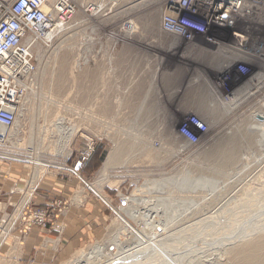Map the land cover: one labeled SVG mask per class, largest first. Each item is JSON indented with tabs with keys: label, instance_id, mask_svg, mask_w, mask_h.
Segmentation results:
<instances>
[{
	"label": "rangeland",
	"instance_id": "374dc122",
	"mask_svg": "<svg viewBox=\"0 0 264 264\" xmlns=\"http://www.w3.org/2000/svg\"><path fill=\"white\" fill-rule=\"evenodd\" d=\"M71 1L76 6L74 16L62 29L52 31V39L38 40L33 48L35 72L24 84V117L7 129L3 149L6 164L24 165L31 176L34 161L38 159L46 165L40 168V178L46 175L64 177L76 188L68 196H57L43 206L24 199L9 206L8 203L0 205V221H4L0 222L4 231L0 235L5 238V241L0 239V264H20L4 255L3 244L10 238L16 241L14 247L9 244L13 247L10 253H13L15 247L18 250L19 241L33 228L59 236L63 232L59 218L72 204L74 206L78 200L83 202L82 199L87 206L94 203L93 199L105 206L106 219L92 227L97 234L87 237L71 255L56 264L72 261L80 251L89 252L113 235L111 224L116 222V212L126 206L121 197H130L140 185L160 179L172 180L176 187L185 186V192L170 186L146 196L144 191L150 190L146 185L144 193L139 195L144 194V203L126 207L127 212H139L140 218L122 214L140 234L120 231L122 250L111 246L108 251L111 259L107 257L102 264H114L109 260L135 252V255L141 254L133 264H236V256L243 248L264 241V126L257 129L254 126L264 122V119H257L260 114L264 117V83L244 84L241 88V79L237 73L231 76L232 72L224 80L225 72L217 73L213 66H205L196 46L160 31L165 0H155L150 6L138 9L134 5L140 0H124L109 15L87 11L81 0ZM262 4L260 22L264 27ZM149 11L153 14L148 24ZM186 23L187 27L195 28ZM196 39L197 45H204ZM124 45L132 49L127 52L132 58L119 48ZM95 46L96 49L105 46L107 53L97 51V55L99 60L107 62L112 58L108 55L117 50L116 66L102 65L99 69L105 75L103 80L111 76L112 71L115 73L117 88L114 86L111 99L94 98V68L88 63L84 69V62L94 59ZM204 49L199 50L210 54L209 62L213 65L215 53ZM186 50H190L191 57L183 56ZM158 54L166 55L161 63ZM125 56L129 58L128 64L124 63ZM80 70L84 78L79 82ZM170 71H175L170 78L175 84L170 89L161 87L159 91L157 72L162 73V78ZM229 79L234 83H227ZM101 86L104 91L107 85L104 82ZM169 95L177 97L172 99ZM218 95L220 99L216 98ZM192 115L198 116L207 126L206 134L196 145L186 143L177 135V128ZM55 124L76 128L69 144V156L55 154L53 149L57 144L51 143L50 136L40 143L39 126ZM15 125L20 128L19 133ZM115 147L122 151L120 161L107 171L106 180L101 183L98 174ZM33 149L39 151L38 155ZM78 162L81 166L76 170ZM191 190H195L194 193ZM25 194L29 196L31 192ZM148 199L150 201L146 202ZM156 205L160 210H156L158 218L154 220L170 230L166 229L163 237L152 239L154 236H145L147 227L141 213ZM31 210L43 213L44 221L37 219L35 225L28 228L26 221ZM127 237L134 240L130 242ZM162 238L160 250L152 249L143 256L149 240L156 242ZM83 261L79 264L88 263ZM261 261L264 260L260 259L257 264Z\"/></svg>",
	"mask_w": 264,
	"mask_h": 264
},
{
	"label": "built area",
	"instance_id": "2783aa9c",
	"mask_svg": "<svg viewBox=\"0 0 264 264\" xmlns=\"http://www.w3.org/2000/svg\"><path fill=\"white\" fill-rule=\"evenodd\" d=\"M81 1L85 3L87 11L109 15L124 0ZM262 2L263 0H165L159 29L186 43H192L200 50L205 48L211 54L229 56L232 62L224 71V80L232 72L231 76L237 73L241 79V88H244V83H264V69L260 70L256 66L264 68V27L256 7ZM75 13L76 6L71 0H0L2 131L13 126L17 106L24 95L25 81L35 72L33 48L36 42L43 40L50 31L62 29ZM186 22L195 25V28L187 27ZM196 38L204 45H197ZM253 50L257 53H252ZM254 58L257 60H253ZM2 131L0 161H6L3 149L6 138ZM206 132L205 123L193 115L188 116L177 128V135L190 145L198 144ZM80 166L81 163L78 162L75 169ZM37 219L44 221V214L31 210L26 221L27 227L35 225ZM0 222L4 223L3 220Z\"/></svg>",
	"mask_w": 264,
	"mask_h": 264
},
{
	"label": "crops",
	"instance_id": "0c3cea01",
	"mask_svg": "<svg viewBox=\"0 0 264 264\" xmlns=\"http://www.w3.org/2000/svg\"><path fill=\"white\" fill-rule=\"evenodd\" d=\"M104 47H101L100 49H96V46L93 47L92 52L94 53V59L93 61H89L87 63L84 62V69L88 67V63L90 64L91 68H94V77L92 79V83L94 84V98L111 99L114 97V86L116 87L117 83L115 73L112 71L111 76L108 75V78L103 80L102 78L105 75L102 74L99 69H101L102 65L109 68H112L113 64L116 66L117 59L115 58L117 57V50L114 49V53H112V55H108L109 58L110 56L112 57L108 59V62L107 60L102 61L101 59H98L99 56L97 55V51L107 53L106 51L108 50H105ZM119 48H121V51L126 52V54L128 51H132V49L127 45L120 46ZM188 51L190 53V50ZM148 52L150 51L148 50L147 53ZM198 54L203 57L202 62L205 64V66H212L211 62H209V53L201 52L198 49ZM128 57L132 58V56ZM128 57H126L124 63H129ZM158 57L159 63H161L162 57L165 58L166 55L161 56L158 54ZM189 57H191V54H189ZM106 64H109V66ZM174 72L175 71H170L168 73L165 72L162 78V73L157 72L158 79L160 80L158 83L159 87L157 88L159 91L161 90V87L163 89H170L172 85L175 84L172 83L170 79ZM82 77V72L80 70L78 74L79 82L84 78ZM104 82L107 86L105 87L104 91H102L103 88L101 84ZM169 97L174 99L177 96L169 95ZM27 170L28 169L24 165L13 166L6 164V161H0L1 206H5L6 203H8L9 206L11 203H15L17 200L25 199V193L27 192H31L28 200H32L34 203L43 206L53 202L54 198L57 196L61 198L68 196L72 190L76 188L75 185H72L70 180H66L64 177H54L53 175H46L45 177L37 180L35 184H31V176ZM10 191L14 193L9 194ZM82 194L85 196V192ZM82 201L83 202H80V200H78L77 204L75 203L74 206L72 204V207L67 209L64 216L59 218L61 225L60 228H63V232L59 234V236H56L54 233H50V231L33 228L24 239L19 241V248L17 251L15 247V251L10 253L11 249L14 247L13 244L16 242L11 240V238L7 241V243H5V245L3 244V249L5 250L4 255L12 260H16L20 264H56L58 261L67 258L69 255H71V251L78 248L80 244H82L87 239V237L89 238V236L97 234L94 233L96 231H94L92 227L97 224L100 225V223L104 222L106 219V208L104 209L105 206L95 201V199H93L94 203H92L90 206H87L83 199ZM0 232H3L1 228ZM1 236L2 235H0V239L5 241V238L3 239ZM12 241H14V243ZM9 244L13 247H9Z\"/></svg>",
	"mask_w": 264,
	"mask_h": 264
},
{
	"label": "bare ground",
	"instance_id": "6f19581e",
	"mask_svg": "<svg viewBox=\"0 0 264 264\" xmlns=\"http://www.w3.org/2000/svg\"><path fill=\"white\" fill-rule=\"evenodd\" d=\"M153 1H155V0H140V1H138V3H136L135 5H134V8L135 9H138V8H143V7H147V6H150L152 3H153ZM262 3H264V1L262 2ZM260 4V5H257L256 7L258 8V10H259V13H258V16L259 17H261V14H262V10H261V7H262V5L263 4ZM255 7V8H256ZM155 9V8H154ZM151 11V10H150ZM149 11V12H150ZM153 13L152 12H150L149 13V15H147L148 16V18H147V21H148V24L152 21V15ZM264 17V16H263ZM259 20H260V18H259ZM262 21L264 22V18L262 19ZM153 23V22H152ZM151 23V24H152ZM263 24V23H262ZM52 31H50L49 33H47L46 34V36L45 37H43L44 39H43V41H48V40H50V38L52 39ZM164 34H166V33H164ZM159 35V34H158ZM166 35H168V34H166ZM162 36V35H161ZM169 36H171V35H169ZM163 37V36H162ZM165 37V36H164ZM171 37H174V38H176L175 36H171ZM178 38V37H177ZM176 38V39H177ZM179 39V38H178ZM156 42V41H155ZM191 44V43H190ZM189 44V45H190ZM40 46V45H39ZM191 46V45H190ZM205 50V49H204ZM252 53H257L255 50H253L252 51ZM176 54V53H175ZM189 51L188 50H186L185 52H183V56L185 57V58H189ZM184 57H182V58H184ZM215 61L213 62V68H214V70H216L217 71V73L219 72V73H221V72H224V71H226L227 70V67L229 66V64H231V62H232V59H230V57L229 56H225V55H222L221 53H215ZM253 60H257L256 58H254ZM255 66V65H254ZM204 72V71H203ZM212 74V73H211ZM238 80V79H237ZM211 83V82H210ZM216 83V82H215ZM227 83H234V82H232V81H229V82H227ZM245 85H246V83H244ZM243 84V85H244ZM244 85V86H245ZM255 85H258V84H255ZM215 87V86H214ZM221 88V87H220ZM216 94V93H215ZM254 94V93H253ZM132 95V94H131ZM145 96V95H144ZM219 96V95H218ZM218 96H216V98H219L220 99V96L218 97ZM24 100L25 99H21L20 100V102H19V104H18V106H17V109H16V117H15V121L18 119H22L23 117H24V108H25V104H24ZM27 100V99H26ZM144 100V99H143ZM189 100V99H188ZM139 106V105H138ZM151 107H152V105H151ZM138 107H136V109H137ZM209 108V107H208ZM214 108V107H213ZM213 108H210V109H213ZM146 112V111H145ZM144 112V113H145ZM142 114V113H141ZM257 114V113H256ZM259 114V113H258ZM261 115V117H262V114H260ZM254 116H255V114L254 115H252V117H251V119H252V122H253V120H254ZM258 116V115H257ZM44 119V118H43ZM53 119V118H52ZM61 119V118H60ZM262 120L264 119V117L263 118H261ZM256 120V119H255ZM262 120H261V122H262ZM61 122L63 121V118L60 120ZM203 122V121H202ZM257 122V121H256ZM45 123V122H44ZM49 123V122H48ZM204 123V122H203ZM18 124V123H17ZM43 124V123H42ZM19 125V124H18ZM58 125V124H57ZM206 125V124H205ZM254 125V124H253ZM16 126V125H15ZM254 126H256L255 128L257 129V128H262V126H264V122H262V123H255V125ZM207 127V126H206ZM208 127H210L209 126V124H208ZM16 130V132L17 133H19V127L18 126H16V128H15ZM0 131H2V129H0ZM38 132H39V135L41 136V138H40V143L41 144H43V142L46 140L45 138L47 137V136H50V138H48V139H50L51 140V143H55V144H57V146H54V148L55 149H53V151H55L56 153L55 154H57V155H59L58 157H60V156H69V154L71 153L70 152V150H69V144L71 143L70 141L72 140V138H73V136H75V133H76V128H74V127H72V128H64V127H57L56 126V124L55 125H53V126H42V127H40L39 126V128H38ZM2 134L5 136V138L6 137H8V136H6L7 135V131H2ZM11 135V134H10ZM8 139V138H7ZM10 139V138H9ZM20 140H21V138H20ZM19 140V141H20ZM18 141V140H17ZM235 141V140H234ZM233 141V142H234ZM48 143H49V141H48ZM119 143V142H118ZM117 143V144H118ZM48 146V145H47ZM118 146V145H117ZM130 146V145H129ZM163 146V145H162ZM161 146V147H162ZM57 147V148H56ZM46 148V147H45ZM48 148V147H47ZM123 149H124V147H122ZM151 148V147H150ZM155 149V148H154ZM33 150H35L37 153V155H38V153H39V151H37V149H33ZM126 150V149H125ZM128 151V150H127ZM221 153H223V152H221ZM229 153V152H228ZM121 155H122V151H121V149L120 148H114V149H112L110 152H109V154L107 155V158L105 159V162L103 163V166H102V168H101V170H100V172H99V174H98V176H99V179H100V182H101V180H103V179H105L106 177V175H107V171L112 167V166H115L116 167V164L120 161V157H121ZM37 158V157H36ZM126 158H129V157H126ZM131 159V158H130ZM133 159V158H132ZM129 160V159H128ZM127 161V160H126ZM126 161H125V163H126ZM125 163L124 164H122L121 163V165H125ZM127 164H128V162H127ZM44 166H46V165H44V163L42 164V163H39V161H38V159H37V161H34V171L32 172L33 174L31 175V184H35L36 183V181L37 180H39V178H40V175L42 174L41 173V171H40V168H45ZM113 168V167H112ZM112 170V169H111ZM98 179V180H99ZM109 179V178H108ZM106 180V179H105ZM28 182V181H27ZM98 182V181H97ZM100 182H98V183H100ZM103 182H105L104 180H103ZM103 182H101V183H103ZM107 182V181H106ZM97 183V184H98ZM101 183H100V185H101ZM149 183V182H148ZM142 184V185H140V187L134 192V194H132L130 197H121V200H122V203H124V204H126V206H124V207H122L121 209H120V212H116V214H117V218H116V222H114V223H112L111 224V227L113 228V235L112 234H110V238L105 242V243H102V244H96L93 248H90V250H89V252H87V253H84V252H79L78 253V256L77 257H75L72 261H70V262H68V263H65V264H79V262L80 261H82V260H85V262H88L89 264H102L103 263V261L105 260V259H107V257H109L110 258V256H109V253H108V251H109V249L111 248V246H114V248L117 250V249H119V250H122V244L120 245V242H121V233H120V231H122V232H131V233H137L138 231L132 226V224L130 223V222H128V221H126V218L124 217V216H122V214L123 213H126V214H128L127 216L128 217H139L140 216V213L139 212H136V211H126L127 209H126V207H128L129 208V205H133V204H137V205H141L142 203H144L143 202V199H145V198H142V196L144 195H142L141 197L139 196L141 193H146V196H147V194H149V195H151V194H153V193H160L159 191H161V190H165V189H167V188H169L170 186H173L174 188H177L178 189V191H179V189H184L183 187H185V186H183V185H181V186H174L175 185V183L172 181V180H169V179H160V180H157V181H153L152 183H149V184ZM183 183V182H182ZM146 185H149V187H150V190L149 189H147V191H144L143 192V190H146ZM148 187V188H149ZM189 187H190V185H189ZM192 189V188H191ZM194 189V188H193ZM197 189V188H196ZM206 189V188H205ZM210 189V188H209ZM203 190V189H202ZM177 191V192H178ZM193 191V192H192ZM194 191L195 190H191L190 192H192V193H194ZM197 191V190H196ZM184 192H185V189H184ZM174 193V192H173ZM187 193V192H186ZM138 194V195H137ZM163 194V193H162ZM169 194V193H168ZM172 194V193H171ZM167 195V194H166ZM99 196H101V195H99ZM102 197V196H101ZM156 197V196H155ZM159 197V196H158ZM28 198H29V196H25V199H24V201L25 200H28ZM146 198H148V197H146ZM157 198V197H156ZM161 198H163L162 196H161ZM160 198V199H161ZM168 198V197H167ZM166 198V200H168ZM155 199V198H154ZM157 200L159 201V199L157 198ZM163 200V199H162ZM105 202H106V204L107 205H110L109 203L110 202H108V201H106V200H104ZM148 201H150V199H148V200H146V202H148ZM170 201V200H169ZM145 204H147V203H145ZM145 204H144V206H145ZM149 204V203H148ZM151 204V203H150ZM162 204V203H161ZM171 204V203H170ZM163 205H165V204H163ZM167 205H168V202H167ZM21 206V205H20ZM141 208V207H140ZM149 208H150V206H149ZM153 208V207H152ZM152 208H150V209H147V210H145L143 213H141V215H142V218H144L145 219V227H147V228H145V229H147V232L145 233V236H154L152 239H156V238H158L159 236H164V234H165V232L170 228V227H166V225L164 226L161 222V224L162 225H160V223H157L154 219L158 216V214L156 213L157 211L156 210H158L157 209V205H156V207L155 208H153V209H155V212H152ZM161 208V207H160ZM164 208V207H163ZM144 209H146V207L144 208ZM25 210V209H24ZM136 210V209H135ZM139 210V209H138ZM137 210V211H138ZM160 210V209H159ZM158 210V211H159ZM162 210V209H161ZM142 211V210H141ZM154 211V210H153ZM164 213V212H163ZM126 216V217H127ZM162 217H163V215H162ZM22 218V217H21ZM133 218V219H134ZM140 218V217H139ZM158 218V217H157ZM164 221H166L165 219H164ZM167 223V222H166ZM169 223H170V220H169ZM200 223V222H199ZM201 223H202V221H201ZM196 224V223H195ZM160 226V228H157V226ZM175 225V224H174ZM120 227L121 229H119V228H117V227ZM170 226H171V223H170ZM196 226V225H195ZM197 227V226H196ZM132 229V230H129V229ZM6 229V228H5ZM157 229L158 230H160L159 232H157ZM167 229V230H166ZM170 230V229H169ZM2 233H4V231L2 232ZM5 233H6V231H5ZM144 233V232H143ZM130 234V233H129ZM138 234H140V233H137V235ZM167 234V233H166ZM5 235V234H4ZM112 235V236H111ZM131 236V235H130ZM135 236V235H134ZM134 236H133V238H134ZM132 237V236H131ZM130 237V239L132 240L133 238H131ZM140 237V236H139ZM167 237H171V235L170 236H168L167 235ZM128 238V237H127ZM136 238V237H135ZM130 239L128 238V241H130ZM140 239V238H139ZM134 240V239H133ZM136 240V239H135ZM142 240H143V238H142ZM126 241H127V239H126ZM137 241H138V239H137ZM144 241V240H143ZM148 241V240H147ZM146 241V242H147ZM131 242V241H130ZM133 242V241H132ZM139 242H140V240H139ZM142 242V241H141ZM140 242V243H141ZM145 242V243H146ZM0 243H1V241H0ZM122 243V242H121ZM138 243V242H137ZM145 243H144V245H145ZM148 244H146L145 246L146 247H144V248H146L145 250H144V253H143V256H147L151 251H152V249H153V251H157V250H160L161 249V245L163 244V238H162V240L160 239V240H158V241H156V242H153L152 240H149V242H147ZM128 244V243H127ZM132 244V243H131ZM134 244V243H133ZM143 244V243H142ZM142 244H139L138 243V245H142ZM124 245V244H123ZM126 246V245H125ZM135 246H137V244L135 245ZM128 247V246H127ZM154 247V248H153ZM130 248H132V246L130 247ZM140 248V247H139ZM139 248L138 249H136V250H138V252H140L139 251ZM143 248V249H144ZM160 248V249H159ZM128 249V248H127ZM141 249V248H140ZM118 250V251H119ZM136 250H134V252L136 251ZM237 250V248L235 249V251ZM128 251V250H127ZM130 251V250H129ZM117 252V251H116ZM131 252V251H130ZM133 252V251H132ZM131 252V253H132ZM142 252V251H141ZM136 253V252H135ZM135 253L134 254H130V255H125L124 257H120V255H117V257H118V259H117V257H116V259H112V260H109V261H111V262H113L114 264H133L136 260H138L139 258H140V254L141 253H139L138 255L136 254L135 255ZM264 253V241H260L259 243H253V244H250V245H247L245 248H243L242 250H241V252H239L238 254H237V256H236V259H235V262H237L236 264H257V262L261 259V260H264V256H262V254ZM118 254H120V253H118ZM126 254H128V253H126ZM121 255H122V253H121ZM239 258V259H238ZM111 259V258H110ZM238 260V261H237ZM96 261H98V262H96ZM84 261H83V263H85ZM88 263H86V264H88ZM109 263V262H108ZM111 264V263H110ZM261 264H264V261L262 262L261 261Z\"/></svg>",
	"mask_w": 264,
	"mask_h": 264
},
{
	"label": "water",
	"instance_id": "95a60500",
	"mask_svg": "<svg viewBox=\"0 0 264 264\" xmlns=\"http://www.w3.org/2000/svg\"><path fill=\"white\" fill-rule=\"evenodd\" d=\"M257 119H261V117H260V116H258V117H257Z\"/></svg>",
	"mask_w": 264,
	"mask_h": 264
}]
</instances>
